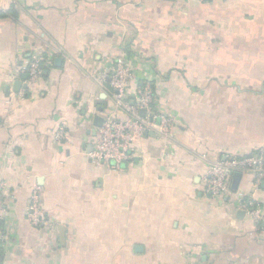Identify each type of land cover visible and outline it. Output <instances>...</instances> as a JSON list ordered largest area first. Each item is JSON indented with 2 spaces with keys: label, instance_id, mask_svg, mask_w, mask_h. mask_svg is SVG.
I'll return each mask as SVG.
<instances>
[{
  "label": "crops",
  "instance_id": "obj_1",
  "mask_svg": "<svg viewBox=\"0 0 264 264\" xmlns=\"http://www.w3.org/2000/svg\"><path fill=\"white\" fill-rule=\"evenodd\" d=\"M123 52L177 125L106 169L110 86L88 75ZM262 148L264 0H0V264H264V221L240 208L264 218V182L207 190L212 163ZM36 188L50 229L28 220Z\"/></svg>",
  "mask_w": 264,
  "mask_h": 264
},
{
  "label": "built area",
  "instance_id": "obj_2",
  "mask_svg": "<svg viewBox=\"0 0 264 264\" xmlns=\"http://www.w3.org/2000/svg\"><path fill=\"white\" fill-rule=\"evenodd\" d=\"M42 74L43 59L34 57L29 66L30 81L40 80ZM88 78L102 88L109 81L114 107L98 130L94 150L90 154L94 164L106 169H111L113 164L120 168L134 158V141L149 132H156L164 141L172 142L176 118L160 109L151 82L137 80L128 52L116 57L109 69L90 73ZM65 135V132H60L58 140ZM246 172L255 174L257 186L264 182V148L253 154L234 155L212 163L208 171L207 190L215 197L227 196L232 192L234 177ZM240 208L252 218L257 228L262 227L264 218L255 199L241 196ZM27 217L38 228L50 229L55 225L43 209L41 193L37 188L27 208Z\"/></svg>",
  "mask_w": 264,
  "mask_h": 264
},
{
  "label": "water",
  "instance_id": "obj_3",
  "mask_svg": "<svg viewBox=\"0 0 264 264\" xmlns=\"http://www.w3.org/2000/svg\"><path fill=\"white\" fill-rule=\"evenodd\" d=\"M58 63H59V60H58ZM99 120H100L101 123L104 122V119H103V118H101V119H99Z\"/></svg>",
  "mask_w": 264,
  "mask_h": 264
}]
</instances>
